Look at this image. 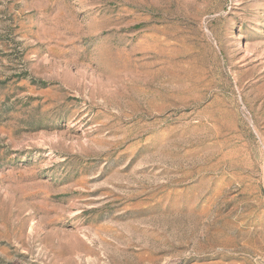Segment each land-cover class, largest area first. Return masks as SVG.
Returning a JSON list of instances; mask_svg holds the SVG:
<instances>
[{
    "label": "rangeland",
    "instance_id": "374dc122",
    "mask_svg": "<svg viewBox=\"0 0 264 264\" xmlns=\"http://www.w3.org/2000/svg\"><path fill=\"white\" fill-rule=\"evenodd\" d=\"M0 264H264V0H0Z\"/></svg>",
    "mask_w": 264,
    "mask_h": 264
}]
</instances>
